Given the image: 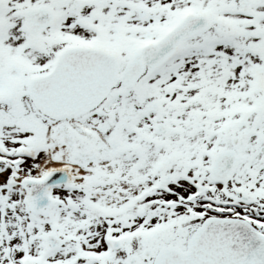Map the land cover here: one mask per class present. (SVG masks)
Wrapping results in <instances>:
<instances>
[{"label":"snow or ice","instance_id":"snow-or-ice-1","mask_svg":"<svg viewBox=\"0 0 264 264\" xmlns=\"http://www.w3.org/2000/svg\"><path fill=\"white\" fill-rule=\"evenodd\" d=\"M0 264H264V0H0Z\"/></svg>","mask_w":264,"mask_h":264}]
</instances>
